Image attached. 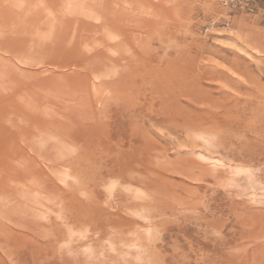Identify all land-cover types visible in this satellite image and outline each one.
I'll list each match as a JSON object with an SVG mask.
<instances>
[{
  "label": "bare ground",
  "instance_id": "1",
  "mask_svg": "<svg viewBox=\"0 0 264 264\" xmlns=\"http://www.w3.org/2000/svg\"><path fill=\"white\" fill-rule=\"evenodd\" d=\"M158 6L155 0H0V9L9 13L0 15V34L8 41L0 64L37 70L38 61L29 57L36 51L46 59L44 66L82 76L69 80L77 95L67 97L61 77L38 80L29 72L38 89L22 90L18 97V82L28 79V72L16 78L0 65V263L12 264L10 257L19 251L27 252L30 264H128L126 254L135 264L168 263L163 242L157 244L155 237L142 248L137 230L163 224L176 211L157 201L167 186L144 177L148 164L157 165L139 131L122 130L126 117L182 131L192 146L202 145L219 161L235 156L224 147L233 145L228 136L219 145L207 142L218 134L209 128L236 129L222 120L226 108L201 86L221 78L179 76L152 64L150 41L142 36L161 31ZM222 80L235 86L225 74ZM56 105L62 106L60 113L68 112L69 123H59L51 108ZM197 105L215 110H197ZM30 117L35 132H16L14 119L23 124ZM146 195L152 204H145ZM106 207L133 217L127 220L133 236L118 237L120 247L102 250L100 226L119 229L108 221ZM131 241L141 252L128 249Z\"/></svg>",
  "mask_w": 264,
  "mask_h": 264
},
{
  "label": "rangeland",
  "instance_id": "2",
  "mask_svg": "<svg viewBox=\"0 0 264 264\" xmlns=\"http://www.w3.org/2000/svg\"><path fill=\"white\" fill-rule=\"evenodd\" d=\"M155 2L159 5L157 16L161 31L142 36L150 41L152 64L179 76L203 73L221 78V81L211 83L202 81L201 86L215 96L218 106L226 108V111H220L222 120L234 124L236 129L230 133L226 127L209 128L207 130L218 134L207 138V142L219 145L222 144L221 137L228 136L233 145L224 147L235 156L219 161L218 154H210L202 145L192 146V139L182 131L169 132L166 127L153 126L141 116L131 115L121 121L122 130L139 131L146 148L151 149V157L157 166L148 164L150 169L143 175L168 188L158 203L173 206L176 211L163 224L157 222L152 229L137 230L142 248L149 239L156 237L157 244L160 241L164 244L166 264H170L172 257L174 262L171 264H264V0H250L243 8L230 9H224L214 0ZM6 9H0L1 16H8ZM0 35L3 36L0 37L2 51L8 41L4 34ZM3 57L9 56L3 53ZM29 57L38 61L39 69L21 67L20 64L9 67L3 61L0 64L16 78L23 70L28 72V79L18 82V97L22 90L38 89V81L30 74L36 75L38 80L47 76L61 77L59 84L64 95H77L75 85L69 80H81V75L68 70L56 72L44 66L46 59L39 52H30ZM44 69L48 73L39 74ZM223 74L235 86L225 84ZM51 108L59 123H69L71 117L66 111L60 113L61 105ZM204 109L215 110L197 105V110ZM33 120L30 117L22 124L14 119L16 132L34 133L30 132L34 130ZM49 127L53 128L51 124ZM119 137L124 139L123 135ZM27 138L31 139V136ZM112 150L116 152L113 146ZM208 156L212 159L207 160ZM45 175L52 179L49 174ZM153 202L146 195L145 204ZM179 204H192L194 208L188 212L179 209ZM105 212L108 221H114L119 229L111 232L106 226H100L103 236L99 248L102 250L110 245L120 247L118 237L128 239L133 236L129 228L132 223H127L132 220L131 215L115 207H106ZM128 244L127 248L135 252L142 249L135 242ZM35 249L40 250L37 246ZM26 253L14 254L10 257L11 263L30 264ZM3 254L0 251V257H4ZM114 255L115 252H111V256ZM125 258L128 264L136 263L131 254H126Z\"/></svg>",
  "mask_w": 264,
  "mask_h": 264
},
{
  "label": "built area",
  "instance_id": "3",
  "mask_svg": "<svg viewBox=\"0 0 264 264\" xmlns=\"http://www.w3.org/2000/svg\"><path fill=\"white\" fill-rule=\"evenodd\" d=\"M250 0H221L220 3L227 9L240 7L243 8Z\"/></svg>",
  "mask_w": 264,
  "mask_h": 264
}]
</instances>
